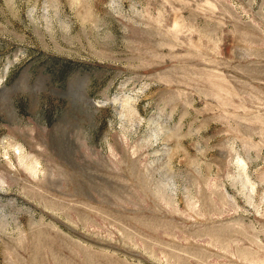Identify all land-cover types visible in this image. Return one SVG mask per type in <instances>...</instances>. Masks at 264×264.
Masks as SVG:
<instances>
[{"label":"rangeland","instance_id":"obj_1","mask_svg":"<svg viewBox=\"0 0 264 264\" xmlns=\"http://www.w3.org/2000/svg\"><path fill=\"white\" fill-rule=\"evenodd\" d=\"M0 264H264V0H0Z\"/></svg>","mask_w":264,"mask_h":264}]
</instances>
